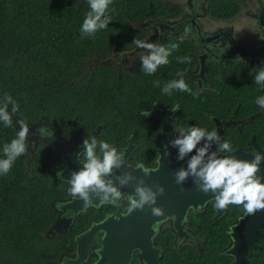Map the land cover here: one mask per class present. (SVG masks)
Segmentation results:
<instances>
[{
	"label": "trees",
	"instance_id": "1",
	"mask_svg": "<svg viewBox=\"0 0 264 264\" xmlns=\"http://www.w3.org/2000/svg\"><path fill=\"white\" fill-rule=\"evenodd\" d=\"M239 1L248 0H212L210 13L231 17L240 10ZM112 6L115 12L108 28L81 39L79 29L90 10L87 0H0V99L8 93L19 103L13 127L0 122V158H4L3 145L20 130L18 120L28 123L29 133L31 124L44 120L51 130L67 135L69 122L76 119L81 138L101 125L100 133L105 131L111 139L122 124L137 125L139 111L148 107L142 102L148 96L165 99L163 85L180 78L175 60L181 54L179 48L153 75L137 71L133 77H118L113 68L103 67L80 76L85 61L101 51L111 36L136 32L128 20L179 13L177 8L160 5V0H113ZM156 80L159 87L153 84ZM173 92L182 93V102H190L191 111L196 112L199 101L194 95ZM32 143L27 155L17 158L10 172L0 176V264H50L62 251H73V234L89 218L99 216L92 208L56 236L48 233L58 218L53 203L69 195L70 185L56 177V169L63 165L60 152L48 150L44 142ZM124 199L113 206L123 209ZM214 207L212 201L204 214L193 217V226L204 240L200 248H177L169 227L160 233L156 243L164 246L162 259L169 264H230V257L220 250L228 242L225 229L230 219L242 207L227 206L222 221L213 223Z\"/></svg>",
	"mask_w": 264,
	"mask_h": 264
},
{
	"label": "flooded vegetation",
	"instance_id": "2",
	"mask_svg": "<svg viewBox=\"0 0 264 264\" xmlns=\"http://www.w3.org/2000/svg\"><path fill=\"white\" fill-rule=\"evenodd\" d=\"M211 2V0H160V5L177 8L179 13L165 16L148 15L143 18L140 16V19L128 20L136 32L111 36L102 44L101 51L95 52L85 61L84 70L80 73L81 77H86L95 69L109 67L118 72V77L123 75L133 77L137 71H142L140 56L144 51L137 48L133 42L134 39L163 46L177 43L181 52L178 57H191V63H179L178 77L182 75L187 84L195 86L193 87L194 97L199 101L196 112L191 111L193 108L190 102H182V93L173 92L171 96L166 95L164 100L151 95L146 101H142L148 107H143L139 111L137 125L122 124V127L118 129L121 131L112 132L111 139L103 134L105 131L100 133L101 125H98L90 130L86 137L95 136L97 139L99 136L97 141L105 140L114 143L115 147L123 152L124 163L131 166L143 164L147 169L154 168L157 163L159 150L164 147L162 136L167 138L169 134H172L175 138L177 137L176 127L199 126L208 131L215 129L221 137V142L228 141L234 151L242 149L254 153L258 149L264 150V109L259 108L255 103L258 96L264 95V87L255 84L254 75H250L254 69L264 68V2L263 0H248L246 3L239 1L241 8L237 14L226 18L216 17L210 13ZM186 29L188 32L185 36ZM181 37L185 38L181 40ZM144 85L147 87L146 84ZM177 105L179 108L173 111L172 108ZM146 110L150 115L143 116L141 112ZM76 122V119L69 122L71 126L67 135L56 132L60 140L72 138L74 147L83 146V140L86 138L80 137V131L75 128ZM40 127H46L53 132L48 123L42 120L31 124L33 131L29 133L28 139L30 143L35 141V144L44 142L48 147L49 137L39 135ZM29 146L32 145L29 144ZM217 147V144L212 145L213 150ZM83 151L84 147L79 153ZM97 152H99L98 148ZM152 154H154L153 159L150 157ZM222 154L224 153H220ZM146 157L149 158V163ZM62 168L56 169V177L59 179L61 178L57 176V173ZM114 171L116 175L120 174V170ZM71 197L70 194L59 197L53 203L58 217L57 207L59 208L63 200ZM127 197V195L122 197V199L125 198L126 203L123 209L114 207L112 203H101L97 206H89L74 217L70 215L61 217V221L66 224L72 219L68 224L69 227L76 217L84 215L89 209H96L99 213L98 217L89 218L87 223L73 234V251H62L50 264H71L78 259L76 238L90 229L93 224L111 215L120 217L127 212L129 207ZM210 203L212 201L202 208L189 210L188 214L180 220L182 235L175 227L174 217L167 218L159 225L154 242L162 249L160 264L169 263L162 259L164 246L157 244L156 239L168 227L173 233V242L177 248L182 249L187 245L200 248L204 240L193 226V217L196 215L197 218L200 214H204L205 208ZM214 211L211 215L213 223L222 221L227 209L219 218L216 207ZM242 214H244L243 209L230 219L225 229L228 242L220 250L221 254L227 255L226 248L231 245L228 230ZM55 225L48 232L53 236L60 233L56 231ZM199 225L202 224L199 222L198 229L201 228ZM102 237L104 235L101 236L99 232L92 237L91 242L85 246L87 256L80 264H94L102 245ZM256 244L257 247L250 250L248 259L252 264H264V230H259ZM228 256L231 264L234 258L231 255ZM132 263L146 264L144 260L142 262L138 258L137 251L134 252L129 264Z\"/></svg>",
	"mask_w": 264,
	"mask_h": 264
},
{
	"label": "clouds",
	"instance_id": "3",
	"mask_svg": "<svg viewBox=\"0 0 264 264\" xmlns=\"http://www.w3.org/2000/svg\"><path fill=\"white\" fill-rule=\"evenodd\" d=\"M90 10L79 29L81 39L93 38L99 31L106 30L112 21V13L115 12L113 0H87ZM188 30H185V36ZM181 37L180 39H184ZM137 48L143 49L141 53V67L146 75H153L160 66L167 65L169 57L178 50L179 44L172 43L165 47L158 43H149L134 39ZM177 63H191L190 56L177 57ZM177 75H180L179 73ZM250 75H254V83L264 87V68L254 69ZM154 86L159 87L160 81H153ZM174 90L195 95L181 75L179 79L166 82L161 91L162 94L171 96ZM255 103L264 109V95L258 96ZM9 106H11L9 110ZM179 105L172 108L175 111ZM19 111V103L10 94L4 93L0 99V122L4 127H13V115ZM143 116L150 113L141 112ZM20 130L10 143L3 145V157L0 158V176H6L17 158L25 156L29 148V125L23 120H18ZM177 137L170 141L172 148L178 149L176 159L184 161L187 158V167H181L174 173L175 182L184 184L190 177L199 191L205 194L212 193L217 209H225L229 205L242 207L246 215H252L258 210H264V177L258 175L260 165L264 162V154L257 152L254 159L249 161L239 159L233 155H220V153H233L234 149L228 141L221 142L218 132L213 129L208 131L204 127L187 126L175 129ZM38 133L41 137H51L53 133L46 127H40ZM203 142V143H202ZM217 144L216 150L212 145ZM83 153H77L82 160L83 168L74 171L67 181L70 185L68 192L73 198H79L87 208L93 204V196L102 203L117 204L123 193L121 188L136 181L135 194H129L128 211L144 209L145 205L151 207L154 216H162L163 210L152 207L156 204L157 196L163 195L164 188L156 185L146 186L143 179H137L131 172L116 175L114 170H119L124 164V154L115 147L114 143L105 140L97 141L95 136L86 137L83 140ZM99 149V154L97 152ZM195 154H192V153ZM166 156L170 155L165 146ZM138 169H143L147 175L149 169L143 164H137ZM57 176L62 178V173ZM63 181V179H61ZM118 185L117 186V183Z\"/></svg>",
	"mask_w": 264,
	"mask_h": 264
},
{
	"label": "water",
	"instance_id": "4",
	"mask_svg": "<svg viewBox=\"0 0 264 264\" xmlns=\"http://www.w3.org/2000/svg\"><path fill=\"white\" fill-rule=\"evenodd\" d=\"M53 131V130H52ZM174 132V129L172 128ZM49 138L48 150H58L63 161L62 173L63 180L68 181L74 171H79L83 168V163L78 158L83 146H73L72 138L60 140L56 132ZM164 147L159 150L157 163L154 168H150L146 175L143 169H138L136 166L127 165L124 163L119 169L122 175L125 172H131L137 179H143L146 186L152 187L155 191L156 185L164 188L163 195H158L156 204L152 207H159L163 210L162 216H154L151 207L145 205L144 209H135L131 212L127 211L120 217L111 215L98 223L93 224L90 229L80 234L76 238L78 259L72 261L71 264H80L86 258L85 246L89 244L92 237L99 232L102 237V245L98 251V256L94 264H129L133 259L134 252L137 251L139 259L144 260L146 264H160V256L162 249L155 245L154 238L158 227L167 218H175V227L179 230L180 235L183 234L179 224L180 220L188 214L191 209H199L204 207L208 202L214 201L212 193L205 194L197 189L190 177L184 184L178 185L175 182L174 173L181 167H187V160L178 161V149L172 148L169 143L175 136L169 134L167 138L162 136ZM203 143V142H202ZM165 146L170 155H165ZM257 152L264 154V150L258 149ZM246 152L242 149L233 151V153H224L222 155H233L239 159L253 160L257 153ZM258 175L264 177V162L260 165ZM264 182V180H262ZM117 186L118 185V182ZM136 181L131 182L128 186L122 187L120 190L123 195L135 194ZM93 204L97 206L102 202L96 196H93ZM106 204V203H102ZM88 208V207H87ZM59 217L56 221V231L62 232L68 227V224L61 221L64 215L76 216L80 212L86 210L84 202L79 198H69L63 200L57 207ZM226 209H217L218 218L221 217ZM259 230H264V210H258L252 215L245 213L238 217L234 224L228 230L231 239V245L226 248L227 255L233 256L234 260L231 264H252L248 259V254L251 249L257 247L256 239L259 235Z\"/></svg>",
	"mask_w": 264,
	"mask_h": 264
},
{
	"label": "rangeland",
	"instance_id": "5",
	"mask_svg": "<svg viewBox=\"0 0 264 264\" xmlns=\"http://www.w3.org/2000/svg\"><path fill=\"white\" fill-rule=\"evenodd\" d=\"M165 15H167V14H164V15H161V16H165ZM119 131H121V130H113V132H119ZM29 144H31L33 146V143H29Z\"/></svg>",
	"mask_w": 264,
	"mask_h": 264
}]
</instances>
